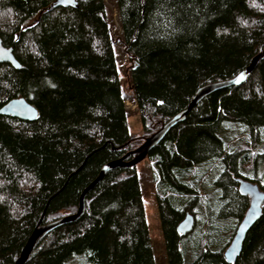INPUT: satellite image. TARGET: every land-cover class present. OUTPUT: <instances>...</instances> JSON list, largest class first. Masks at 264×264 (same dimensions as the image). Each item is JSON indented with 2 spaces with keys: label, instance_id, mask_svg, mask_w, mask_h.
<instances>
[{
  "label": "trees",
  "instance_id": "1",
  "mask_svg": "<svg viewBox=\"0 0 264 264\" xmlns=\"http://www.w3.org/2000/svg\"><path fill=\"white\" fill-rule=\"evenodd\" d=\"M56 1L0 0V39L20 65H0V108L22 97L38 112L32 122L0 115V264L15 263L37 225L75 213L105 164L264 47V0H116V39L105 0H76V8ZM118 43L130 100L121 93ZM129 102L142 138L130 135ZM223 124L246 131L224 139ZM146 159L168 264H185L187 251V264H229L223 252L249 204L236 179L264 192V56L244 83L197 104ZM84 204L83 216L47 235L25 264H156L136 168L109 171ZM187 214L194 227L180 235ZM233 264H264V206Z\"/></svg>",
  "mask_w": 264,
  "mask_h": 264
},
{
  "label": "water",
  "instance_id": "2",
  "mask_svg": "<svg viewBox=\"0 0 264 264\" xmlns=\"http://www.w3.org/2000/svg\"><path fill=\"white\" fill-rule=\"evenodd\" d=\"M56 6L76 8L78 4L76 0H57L52 5V7ZM263 56L264 47L262 51L251 60L249 66L238 73L232 79L212 83L199 88L185 110L172 117L150 137L144 139L143 143L137 148L129 151L122 158L105 164L101 168L98 176L94 179V181L91 182V184L81 193L79 205L75 213L64 216L45 225H37L27 239L25 246L23 247L18 259L14 264H25L35 248L47 235L62 226L77 222L83 216L85 211V196L105 177V175L109 171L120 167L136 168V166L144 161L147 158L148 154L163 141L167 133L176 125L182 123L189 112L204 98L222 89L239 86L244 83L251 71L254 69L257 62ZM1 64H10L15 69L20 68L19 63L14 58L13 49L4 47L0 39V65ZM0 115L12 117L21 121L32 122L37 119L38 112L34 106H32L24 98L21 97L12 99L5 105H3L0 108ZM236 181L238 183V192L241 195L248 197L249 204L236 228V231L229 245L223 252V258L229 264H233L240 255L246 234L261 217L262 209L264 206V192L256 183L242 180L240 178L236 179ZM193 227V216L191 214H187L184 219L178 224L177 231L180 235H187L192 231Z\"/></svg>",
  "mask_w": 264,
  "mask_h": 264
},
{
  "label": "rangeland",
  "instance_id": "3",
  "mask_svg": "<svg viewBox=\"0 0 264 264\" xmlns=\"http://www.w3.org/2000/svg\"><path fill=\"white\" fill-rule=\"evenodd\" d=\"M106 3V15L107 19L112 27V33L114 38H120L121 31L120 25L118 22V17L116 13V0H105ZM116 56H117V67L120 74V87L121 93L125 99L130 100L131 94L128 90V81L126 75V66L127 58L125 57L120 44H116ZM127 108V116H128V125L130 135L134 138H142L143 131L141 128V123L139 119V115L137 113L136 108L133 106L131 102L125 103ZM230 127H233L236 132L232 133ZM238 130H245L243 126L240 125H229L223 124V128L221 130V136L224 139L236 137ZM243 142L242 145H245L244 139L242 138ZM140 141V140H138ZM133 147H136L135 145ZM223 171V167L219 166L213 170L210 177L206 181L208 187H211L215 184L216 180L220 176ZM260 171H264V164L261 166ZM136 172L140 180L145 214H146V221L149 229V235L151 239V247L153 250V255L156 264H168L166 252L164 249L163 244V236L162 231L160 228L157 205L155 201V182H154V173H153V166L145 159L141 163L136 166ZM206 197L205 194L200 195V199H204ZM201 219V218H200ZM197 230V228H196ZM195 230V231H196ZM191 255L187 253L184 255V263L187 264L188 261L191 259Z\"/></svg>",
  "mask_w": 264,
  "mask_h": 264
},
{
  "label": "bare ground",
  "instance_id": "4",
  "mask_svg": "<svg viewBox=\"0 0 264 264\" xmlns=\"http://www.w3.org/2000/svg\"><path fill=\"white\" fill-rule=\"evenodd\" d=\"M129 161V160H128ZM121 168H129V167H121Z\"/></svg>",
  "mask_w": 264,
  "mask_h": 264
},
{
  "label": "snow or ice",
  "instance_id": "5",
  "mask_svg": "<svg viewBox=\"0 0 264 264\" xmlns=\"http://www.w3.org/2000/svg\"><path fill=\"white\" fill-rule=\"evenodd\" d=\"M53 87H55V85H53Z\"/></svg>",
  "mask_w": 264,
  "mask_h": 264
}]
</instances>
